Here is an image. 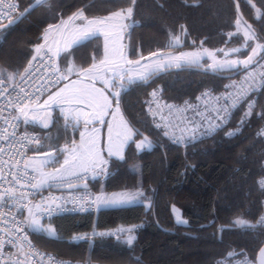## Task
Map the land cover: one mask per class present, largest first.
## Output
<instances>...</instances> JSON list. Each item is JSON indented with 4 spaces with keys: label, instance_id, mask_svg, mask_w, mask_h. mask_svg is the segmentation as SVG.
Here are the masks:
<instances>
[{
    "label": "trees",
    "instance_id": "obj_1",
    "mask_svg": "<svg viewBox=\"0 0 264 264\" xmlns=\"http://www.w3.org/2000/svg\"><path fill=\"white\" fill-rule=\"evenodd\" d=\"M33 1L17 0L19 13ZM237 1L255 41L264 45V0ZM41 7L51 10V16L37 15ZM127 8L132 11L124 43L127 56L134 61L156 51L199 46L231 49L244 43L241 34L232 33L240 19L232 0H45L18 23L0 30V73L20 75L49 24L78 11L100 18ZM181 31L183 43L169 46V36ZM252 47L253 41L247 42L241 55ZM102 48L101 37L95 36L69 52L83 68L101 58ZM240 69L214 71L190 65L157 72L146 82L125 83L127 90L119 98L121 112L131 127L144 134L136 137H148L152 147L137 149L129 142L124 158L107 157L106 174L90 178L89 184L95 192L139 191L142 202L99 208L95 214L56 216L49 220L56 236L31 229L33 243L56 257L99 264H215L233 248L244 249L254 258L264 244V231L234 222L253 225L264 195L256 186L257 178L264 175V142L256 135L264 123V87L237 135L220 133L184 152L152 127L142 106L143 98L154 89H161L166 99L182 101L204 88L220 89ZM53 126L40 131L44 135ZM173 207L186 224L177 223ZM117 225H139L131 245L122 238H72L76 233ZM218 226H222L220 235Z\"/></svg>",
    "mask_w": 264,
    "mask_h": 264
},
{
    "label": "snow or ice",
    "instance_id": "obj_2",
    "mask_svg": "<svg viewBox=\"0 0 264 264\" xmlns=\"http://www.w3.org/2000/svg\"><path fill=\"white\" fill-rule=\"evenodd\" d=\"M45 0H35V4L32 7L37 5L43 4ZM4 0H0V5H3ZM9 8L14 7L13 5H8ZM30 10V9H29ZM26 10V11H29ZM131 9H128V14H131ZM7 15V14H4ZM115 17L121 16L120 12H116L112 14ZM3 16H0L2 19ZM111 17L107 18L110 19ZM74 20H83L81 24L75 25L73 30L68 33V38L64 40V47L63 48H56V51L53 53L51 48H48L47 51L43 52L41 55L42 50L45 49V44H39L36 46V53L37 56L43 61L44 56H48L49 53H52L53 56L59 57L62 52L66 53L63 57L64 61H68V57L72 55L68 49L72 48L73 46L79 45L81 41L89 40L96 36V33L100 31L99 28H95L94 26L97 24H103L104 21H97V20H85L83 18V14L80 13L77 16L70 17L69 21ZM15 21L9 22V26ZM68 22L62 21V24L67 27ZM54 26L49 25V29L53 28ZM247 35V33H246ZM63 38V33H61ZM108 38L109 34L105 33V45H104V59L100 60L99 65L103 66L100 67L96 63H93L91 67L87 69H80L76 70L74 65L70 62L68 65L61 70L60 68H56L53 71V76L55 79L51 82L50 86H55L61 80H68L69 76L76 71L77 75L82 76V78L87 79L95 83L96 80H100L105 88H118V91H114L111 93V96L115 99L116 106L115 109L109 113V109L112 108V100L109 99V96L105 94L103 89H96L91 87L88 84H81V81H72L71 85L66 84L63 88H60L58 91H55L48 95V98L43 101L42 105H38L37 109L32 110V115L29 117L28 112L25 111L27 108V104L23 107H20L19 111L20 114L24 117L25 125L29 123L38 124L40 127L44 129H48L50 124L54 121L51 113L48 111L49 108L53 107L54 105H67V108L61 107V113L64 114L65 123V130L68 127L69 120L73 121L76 125H78L83 119L85 125V131L80 133V143L77 144L74 140L72 141V146L69 147L66 143L63 147H59L56 144L50 145V151L41 152L40 150L44 147L42 144V139L48 140L50 137H39L36 135L29 136L25 134L21 137V143L27 144H35L37 147L35 151L40 159L33 158L32 161H27L24 164V172L23 176L27 179V186L30 187L34 193H39L45 187L51 188L52 186L60 187L67 185L69 189L76 187V184L81 180H86L88 171H92L94 174L96 173V169H100L101 173L106 172L105 165H107L108 161L103 159L101 156V150L97 147V142L95 138V133L99 130L95 127L91 130V135H88V125L99 123L101 125L105 124V117L111 114L112 120L107 121L108 127V156H117L119 159H123V151L125 146L129 142H134L136 144L137 149H144L145 147L151 148L152 143L148 139V137H143V139L136 141L134 138L136 136H141L137 129L131 127L127 121H125L121 115V119L119 122L115 123V136H113L114 132V122L116 121L117 114L120 113L119 107V98L121 93L126 91L125 87V77L127 76V84L135 83L137 80L139 81H147L153 74L171 67L173 63H175L176 67H181L182 64H191V65H199L202 57L207 55L213 59V63L209 65V68L215 70H225V69H237L239 65H243L247 68L253 59L254 55H257L256 48H252L251 52L252 55L248 56L246 61H237V60H224L223 62L215 60L214 54L204 50L203 52H181L179 55H161L159 53H152L153 57H156L155 60L150 61L148 64L140 65L139 61H127V64L136 65V75L133 76L130 73L134 71L133 68H125L123 64L120 63V60L123 58L122 53L118 52L115 48L109 49L108 46ZM47 35L44 36L45 42H47ZM172 40L175 43H179V37H172ZM260 48L261 52H264V45H257ZM223 51V50H221ZM233 52H239L240 49H233ZM225 57L229 55V53H224ZM37 56H33V60L37 59ZM52 57L49 56V59ZM30 69H25L27 73ZM111 73L110 78H105L107 73ZM264 76V74H261ZM252 73H247L244 77L245 80L252 78ZM13 76H9L8 79H13ZM23 79V77H21ZM119 81V84H117ZM226 89L228 88H236L240 87L242 89V85L237 86L235 83L229 84L225 86ZM260 87H264V79L260 82ZM250 90H259L256 85L250 84L249 89L241 90L236 93L228 92L224 96L225 104L217 108L215 110V117H203L200 121L191 120L188 122V126L183 128L180 127V124H177L175 128L180 129V134L177 136L175 134V130L172 131L171 139L173 143H183L187 141H195L197 138V134L199 133L201 137L211 135L215 131L219 130L224 123H226L227 119L231 115V111L235 110L240 103L244 100V98L248 95V91ZM7 91V89H4ZM23 91V90H21ZM2 94V93H0ZM155 95V93H153ZM33 99H37L38 97H33ZM220 98L217 97V100ZM187 103V102H186ZM171 108V106H169ZM253 107L252 103L248 104L249 111L244 113V116L251 115V109ZM2 111V110H0ZM198 116L202 114L197 112ZM15 119H19L18 117ZM218 121L217 123H213L212 120ZM207 120L208 127H204V121ZM5 124H8V120L5 119ZM160 127V125H157ZM8 133V128L5 127L0 129V140L6 138V134ZM185 133H190V135H185ZM164 136H170V132L167 128H165L163 132ZM235 133L229 132L228 135L232 136ZM86 135L88 138L86 139ZM11 140L15 141L16 133L13 131L11 134ZM2 151V149H0ZM63 156V160L61 162L60 156ZM31 164V173L29 174L27 169ZM59 164L58 168H55L53 172H46L44 168L49 165ZM4 177L0 175V181H2ZM13 182L17 185L20 184V178L18 176H13ZM2 187V185H0ZM24 185H21V190L19 195L16 194V189L13 187H9L5 189L4 192L0 193V200H3L5 196L9 199L16 200L19 205L20 209L23 210L27 208L28 217L25 222V226L34 229L37 232L43 231L47 233L49 236L54 235V229H52L51 225L45 227L41 224L40 219L42 215L47 214L49 217L52 215L54 211L60 208L59 205H56L55 208L52 204L44 203L34 205L36 211L33 210V207H28V204L25 203L27 200V196L23 191ZM85 189V194L80 197V200L84 203H87L89 200L91 204L96 205L97 208L104 206H119L122 204L130 203L135 200L137 197L141 196V192L136 193H112L111 195H105L101 193L100 195H96L94 197L90 196L86 189L87 185L83 186ZM261 187L264 188V181H261ZM53 203L56 199L59 198H50ZM43 207V211H39ZM81 210H86L84 207H81ZM177 223L179 224H186L187 221L182 220L181 218L177 217ZM234 223L239 224L242 227H255L259 225H264V217L260 218L257 222V225H251L246 221L238 220ZM23 230L22 228L20 229ZM132 229H118L117 233H98V235H117L119 239V234L127 233V240L126 243L129 245L132 244L135 237L131 235ZM83 238V237H81ZM24 239L26 240L27 237L25 236ZM234 255H240L237 253H228V257L231 258ZM20 264V262H17ZM217 264H222V262L218 261ZM236 264H252L247 256H244L242 260H237ZM259 264H264V249L260 250L259 255Z\"/></svg>",
    "mask_w": 264,
    "mask_h": 264
},
{
    "label": "built area",
    "instance_id": "obj_3",
    "mask_svg": "<svg viewBox=\"0 0 264 264\" xmlns=\"http://www.w3.org/2000/svg\"><path fill=\"white\" fill-rule=\"evenodd\" d=\"M8 5H13L14 7L9 8ZM19 13V5L17 0H4L3 5H0V25H3L10 20L14 19ZM7 14V15H4ZM49 47L42 50L41 55L44 51H47ZM53 52V51H52ZM49 56L52 58L49 59ZM62 67L56 56L49 53L48 56H44L43 61L37 56L36 60L32 62L25 68L30 69L27 73L25 70L18 76L9 80L8 77L0 73V129L5 127L8 128V133L6 138L0 140V175L4 177L0 181V193L4 192L5 189L13 187L16 189V194L19 195L21 190V185H24L23 191L27 196L25 203L28 207H33L36 211L34 205L49 203L55 208L59 205L60 208L52 213L49 217L47 214L42 215L40 220H50L56 216L65 214H84L91 213L95 214L98 212L99 208L96 205L91 204L89 200L84 203L80 200V197L85 194V189H67V185L51 188L45 187L38 194L34 193L33 190L27 186V179L23 176L24 164L29 161V156L31 151L37 146L33 144L21 143V137L25 134L36 135L43 138V134L37 128L27 124L21 120L18 116L20 112V107L25 104L29 105L42 100L45 96L49 95L54 91L64 80L59 81L55 86H50L51 82L55 79L53 76V71L56 68ZM252 73L253 77L245 80L244 77L247 73ZM264 57H259L247 68L242 67L235 74L231 75L222 85L220 89L214 90L212 88H204L199 91L194 97L186 98L182 101H173L166 99L161 89H154L150 91L145 98L142 100V106L146 116L149 118L152 127L160 132L163 137H165L169 143L179 147L183 152L185 149L193 144L202 142L204 140L210 139L217 134H223L225 137H233L237 135L242 129L245 122L251 117L255 106L256 100L263 87H260V82L264 79ZM23 77V79H21ZM235 83L236 88L226 89V85ZM255 84L259 90H250L248 95L240 103V105L231 111V115L227 119L223 126L212 133L211 135L201 137L197 134L195 141H185L183 143H173L171 139L172 131L175 130V134L179 136L180 129L175 128L177 124L183 128L188 126V122L191 120L200 121L203 117H215V110L222 107L225 104L223 99L226 93L232 92L236 93L241 90L249 89L250 84ZM7 89V91H4ZM23 90V91H21ZM155 93V95H153ZM33 97H38L33 99ZM217 97L220 99L217 100ZM187 102V103H186ZM252 103L253 107L251 109V115L245 117L244 113L249 111L248 104ZM171 106V108L169 107ZM197 112L201 113V116L197 115ZM19 118L18 120L15 118ZM5 119L8 120V124H5ZM213 123L218 121L212 120ZM160 125V127H157ZM204 127H208L207 120L204 121ZM167 128L170 132V136H164L163 132ZM15 131L16 139L11 140L10 134ZM235 133L229 136L228 133ZM185 135H190V133H185ZM256 135L264 142V123H262L256 131ZM262 166L264 168V159L262 161ZM29 174L31 173V166L27 169ZM87 179L81 180L78 183L88 182L90 180V174L87 172ZM13 176H18L20 178V184L17 185L13 182ZM261 181H264V175L260 176L256 180V186L259 190L264 192V188L261 187ZM87 193L94 197L97 193L90 187L86 189ZM50 198H59L53 201ZM260 211L253 223L257 225L260 218L264 217V195L259 201ZM84 207L86 210H81ZM43 211V207L39 210ZM27 208L23 210L20 209V205L16 200L9 199L7 196L3 200H0V264H99L87 261H76L69 260L61 257H56L51 253L44 252L39 247H37L30 236V231L28 227L25 226L26 222ZM264 231V225L255 226ZM23 229L22 231L20 229ZM139 225H117L115 227H108L104 229H93L88 233H76L73 235V239H82L81 237L89 238H111L118 239L117 235H98V233H117L118 229H132L131 235H134ZM218 234L220 235L222 226H218ZM128 234H119V238H124ZM27 237L25 240L24 237ZM228 253H237L240 255H234L231 258L228 257ZM224 257L218 259L222 264H236L237 260H242L244 256L255 263V259L250 255V253L244 249H232Z\"/></svg>",
    "mask_w": 264,
    "mask_h": 264
},
{
    "label": "rangeland",
    "instance_id": "obj_4",
    "mask_svg": "<svg viewBox=\"0 0 264 264\" xmlns=\"http://www.w3.org/2000/svg\"><path fill=\"white\" fill-rule=\"evenodd\" d=\"M128 9L129 8H127V10L123 9V10L116 11V12H120L121 13V16H119V17H115V16L112 15L113 13H116V12H112V13H110L109 15H107L105 17H100V18L97 17L96 18L97 21H104V23L95 25V28H99L100 29V31H98L97 33L99 35H101L104 40H105V33L109 34V38H108L109 49L113 46L118 52L122 53V57L123 58L120 60V63L123 64L126 69L127 68H133L134 71L132 73H130V74L135 76L136 75V65L135 64H132V65L127 64V61H133V60H131L127 56V52L125 51V49L124 50L122 49L121 42L117 38V34L118 33H121L125 29H127V30L129 29L130 23H125L124 22V18L126 16H128L127 15ZM37 13H38L37 15H39L40 17H44V18L51 16V10H47V9H45V7H41L37 11ZM109 17H111V18L107 19ZM74 21H69V19H66L64 22H68L67 23V27H65L64 24H61V26H59V28H58V38L60 40L61 39L63 40L66 37H68V33L70 31H72L71 28H73L74 25H75V24H73ZM52 29H57V27H55V28L53 27V28L49 29V26H48V32L46 33L47 37L49 35V31H52ZM61 33H63V38L61 36ZM232 33L233 34L239 33V34H241L244 37V43L241 46L234 47V48H231V49H217V50L209 48L208 46H199L197 48H194V49H191V50H186V51L185 50L184 51H178V52H174V51H156L155 53H159V54L165 55V56H167V55L175 56V55H179L181 52H203L204 50H207L208 52H211V53L214 54L215 60L220 61V62H223L226 59L227 60L246 61L248 59V56L252 55L251 49L255 47L256 50H257V55L253 56L252 62L255 59H257L258 55L261 52L260 48L257 47V45H263V44L260 43V42L255 41L254 35L250 31V29L240 19L236 20L235 30ZM246 33H247V35H246ZM172 37H179V43L178 44L175 43L172 40ZM183 39H184V32L183 31L177 33L176 35H170L169 39H168V45L169 46H179V45H181L183 43ZM249 41H253V47L251 49H249L248 53L245 56H243V54L241 55V53H242L243 50H245L247 48V42H249ZM113 47L111 49H113ZM233 49H240V51L239 52H233L232 51ZM221 50H223V51H221ZM225 52L229 53V55L227 57H225V55H224ZM155 59H156V57H153L151 54H149V55L141 58V60H139V62H140V65H145V64H148L150 61H153ZM32 60H33V56L31 58V60L29 61V63L27 64V66L32 62ZM133 62H135V61H133ZM212 63H213V59L211 57L207 56V55H204L202 57L199 65L200 66H204L206 69L213 70L212 68H209V65H211ZM190 65L191 64H182V66H190ZM192 66H194V65H192ZM239 66H243V65L241 64ZM100 67H103V66H100ZM168 68H179V67H176L175 63H173L172 66L168 67ZM168 68H165V69H168ZM165 69H163V70H165ZM163 70H161V71H163ZM225 70H228V69H225ZM161 71H159V72H161ZM110 74L111 73L108 72L107 76L105 78L109 77ZM125 78L126 79H125L124 83H127V76ZM98 81H100V80H98ZM137 81H139V80H137ZM108 90L111 91V92H114L115 90L118 91L119 89L118 88H113V89H108ZM47 98L48 97H46L44 100H46ZM44 100H42V102L40 100L38 102H35V103L27 105V108L25 109V111L28 112V114L30 112L32 114V110L33 109H37L38 105H42ZM67 107H68L67 105L64 106V108H67ZM60 108H58V110L53 108V107L48 109V111L51 113V116H52L53 120L54 121H58V122H53L52 123V125H54L52 130L44 132L45 137L46 136L50 137V139H48V140H42V144L44 145L43 150H45V152L51 150L50 149V145H52V144H56L59 147H63L67 143L68 146L71 147L73 140L77 144L80 143V137L76 138V135L80 134V123L78 125H76L73 121L69 120L68 127L65 130L66 121L64 119V114L61 113V109ZM18 116L20 118L24 119V117L20 114V112L18 113ZM87 138L88 137H86V139ZM95 138H96V142H97V147H98V149L101 150V156L103 157V159L107 160L106 157L103 156V154H102L103 150H102V147L100 146V139H101L100 130L95 133ZM134 139L136 141H139V140L143 139V137L142 138L141 137L140 138L139 137H135ZM145 148L147 149L148 147H145ZM61 157H62V155L60 156V160H61ZM114 157H117V156H114ZM62 160H61V162H62ZM30 161H32V159H30ZM58 167H59V164L49 165V166L44 168V171L53 172L55 170V168H58ZM90 172L93 175V178L103 177L106 174V172L101 173L100 169H96V173H98V174H94L91 170H90ZM121 192L136 193L135 191H125V190L124 191H116V192L99 191V192H96V193H97V195H100L101 193H103L105 195H111L112 193H121ZM141 202H142L141 198L137 197L135 200H133L130 203L122 204V205H119V206H109V207L127 206V205H132V204H138V203H141ZM147 205H148V203H147ZM109 207L101 206L100 208H109ZM172 212H173V215H174V218L176 219V221H177V217H179V218H181L183 220V218H182V216H181V214H180V212H179V210L177 208L173 207L172 208ZM27 217H28V211L26 213V219H27ZM40 222L43 225L44 220H40ZM28 229L31 230L30 228H28ZM45 234H47V233H45ZM122 239H124L126 241L127 240V236L122 238ZM254 259H255V257H254Z\"/></svg>",
    "mask_w": 264,
    "mask_h": 264
},
{
    "label": "crops",
    "instance_id": "obj_5",
    "mask_svg": "<svg viewBox=\"0 0 264 264\" xmlns=\"http://www.w3.org/2000/svg\"><path fill=\"white\" fill-rule=\"evenodd\" d=\"M126 10H127V9H126ZM80 13H82V12H81V11H78V12L74 13L73 15H71V16L65 18V19H62V20H61L59 23H57V24H49V25L54 26V28L57 27V29H52V31H49V35H48L47 42H45V40H44V36H45L46 33L48 32V26H49V25H48V26L46 27L44 33H43L42 40H41V42H40L39 44H41V43H42V44H45V48H46V47L51 48L52 51H53V53L56 51V48H57V47H59V48H63V47H64V40L67 39L68 37H66V38L64 37L65 39H63V40L61 39V40H60V39L58 38V28H59V26H61L62 21H65L66 19H69L70 17L77 16V15H79ZM82 14H83V13H82ZM127 15L129 16L128 12H127ZM128 16H126V17L124 18V22H125V23H129V22H128ZM83 18H84L85 20H97V19H96L97 17H91V18H88V17H85L84 14H83ZM82 22H84V21H83V20H75V21L73 22V24L78 25V24H81ZM75 25H74V26H75ZM94 27H95V26H94ZM73 28H74V27H73ZM73 28H71V30H73ZM126 31H127V29H125V30H123L121 33H118V34H117V38H118L119 41L121 42V47H122L123 50L125 49L124 36H125ZM96 36L101 37V39H102V45H103V48H102V56H101V58H100L99 60L93 61L89 66H87V67H83V68H82L80 65H78V64L74 61V59L72 58V56H69V57H68V61L65 62L64 59H63V57L66 55V53L62 52L61 55H60L59 57H57L58 60H59V63L61 62V63L64 64V66H61L62 69H64V68L68 65L69 62H70L72 65H74V67H75V69H76L77 71L80 70V69H87V68L91 67V65H92L93 63H96V64L99 66V62H100V60L104 59V45H105V40H104L103 37H102L101 35H99L98 33H96ZM81 42H84V41H81ZM81 42H80V43H81ZM39 44H38V45H39ZM36 46H37V45H36ZM36 46L34 47V55H33V56H37V53H36ZM73 47H74V46H73ZM73 47H72V48H73ZM112 47H113V46H112ZM112 47H111V48H112ZM72 48L68 49V51H70ZM111 48H110V50H111ZM113 48H114V47H113ZM125 51H126V50H125ZM182 51H184V50H182ZM185 51H186V50H185ZM142 58H143V57H142ZM139 60H141V58L138 59V60H135V61H139ZM133 61H134V60H133ZM239 67L242 68V67H244V66H239ZM110 77H111V74H110V76L107 77V78H110ZM125 79H126V78H125ZM72 81H81V84H88V85H90L91 87H94V88H96V89H103L104 92H105V94L109 96V99L112 100V108L108 110L109 113H111V112L115 109L116 102H115V99L111 96V93H112V92L109 91L108 88H105V86H104V84H103L102 82L96 80L95 83H93L92 81H89V80H87V79L82 78V76L77 75V72H76V71H74V72L69 76V79H68V80H64V81H63V82H62V83H61V84H60V85H59L54 91H52L51 93H53V92H55V91H58L60 88H63L66 84L71 85V84H72ZM111 89H113V88H111ZM115 91H116V90H115ZM51 93H50V94H51ZM46 97H48V96H46ZM46 97H44L42 100H44ZM42 100H41V102H42ZM64 106H66V105H54L53 108H55V109L58 110V108H60V107H64ZM119 107H120V106H119ZM60 109H61V108H60ZM31 115H32V114H31V112H30V113H29V117H31ZM110 115H111V114H109L108 116L105 117V121H106V123L103 124V125H101V124H99V123L89 124V125H88V135H91V134H92V133H91V130H92L93 127H95V128H97V129L100 130V133H101L100 146L102 147V150H103L102 154H103V156L106 157V159H107V157H109V156H108V143H109V141H108V127H107V121H111V120H112V116H110ZM121 115H122L123 119L126 121V119L124 118V116H123V114H122V112H121V109H120V113L117 114V116H116V121L114 122V132H113V136H115V123L120 121V119H121ZM19 118H20V117H19ZM20 119L24 121L23 118H20ZM127 123H128V122H127ZM29 125H31V126L37 128L38 130H42V129H44V128L40 127L38 124L29 123ZM51 126H53L52 123L50 124L49 128H50ZM83 131H85V125H84L83 119H81V121H80V133L83 132ZM88 135H86V137H88ZM43 137H45V135H43ZM79 137H80V134H79V135H76V138H79ZM126 146H127V145H126ZM126 146H125V148H126ZM125 148H124V151H125ZM35 149H36V148H34V149L31 151L30 156H29V161H30V159L33 160V158H36V159H40V158H42V157H39V156L37 155V152L35 151ZM40 151H41V152H45V150H43V148H42ZM124 151H123V154H124ZM112 157H114V156H112ZM116 158H117V157H116ZM62 159H63V156L61 157V160H62ZM107 164H108V163H107ZM30 166H31V164H30ZM105 167L107 168V165H105ZM88 173L90 174V177L93 178V175L91 174V172L88 171ZM99 208H100V207H99ZM183 220H185V219H183ZM43 225H44L45 227L51 225L52 229H54V233H55V235H52V236H50V237H55V236H56L55 228H54L53 224H51V223L49 222V220H44ZM44 233H45V232H44ZM47 235H48V234H47ZM48 236H49V235H48Z\"/></svg>",
    "mask_w": 264,
    "mask_h": 264
},
{
    "label": "water",
    "instance_id": "obj_6",
    "mask_svg": "<svg viewBox=\"0 0 264 264\" xmlns=\"http://www.w3.org/2000/svg\"><path fill=\"white\" fill-rule=\"evenodd\" d=\"M234 5H235V8H236V11L238 13V16L240 18V20L250 29V31H252V26L250 23L246 22L244 20V17L242 15V12L240 10V7H239V3L237 0H232ZM35 4V0L29 4L21 13H19L14 19H12L11 21H15V23H18L24 16H26L31 10H33L34 8L38 7L39 5L35 6V7H32L33 5ZM30 9V10H29ZM26 10H29V11H26ZM10 22V21H9ZM9 22L3 24V25H0V30L5 28V27H8L9 26ZM15 23H12V24H15ZM11 24V25H12ZM254 33V32H253ZM253 63V62H252ZM251 63V64H252ZM117 83L119 84V81H117ZM127 88V87H126ZM141 133V132H140ZM142 135H144L142 133ZM145 137V136H143ZM84 185H87V189L90 188V184L88 182H82V183H77L76 184V187L72 188V189H82L84 188L83 186ZM67 189H69L68 187H66ZM261 249H264V244L258 249V251L256 252V255H255V263L256 264H259V255H260V250Z\"/></svg>",
    "mask_w": 264,
    "mask_h": 264
}]
</instances>
